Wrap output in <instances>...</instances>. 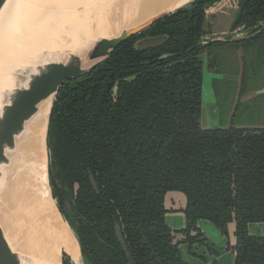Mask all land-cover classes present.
Returning <instances> with one entry per match:
<instances>
[{
  "label": "trees",
  "instance_id": "trees-1",
  "mask_svg": "<svg viewBox=\"0 0 264 264\" xmlns=\"http://www.w3.org/2000/svg\"><path fill=\"white\" fill-rule=\"evenodd\" d=\"M215 1L197 0L155 22L93 71L66 82L57 96L49 177L62 215L70 222L68 206L77 219L70 224L85 264H130L117 226L137 264H190L166 221L165 197L174 190L187 198L189 240H208L201 220L224 236L236 222L234 264H264V236L249 232V224L264 222V126L201 123L203 55L224 42L202 44L210 32L206 9ZM239 5L232 29L253 34L262 27L264 0ZM147 35L168 38L137 50L135 42ZM262 36L231 44L248 46ZM63 264H74L65 252Z\"/></svg>",
  "mask_w": 264,
  "mask_h": 264
},
{
  "label": "bare ground",
  "instance_id": "bare-ground-1",
  "mask_svg": "<svg viewBox=\"0 0 264 264\" xmlns=\"http://www.w3.org/2000/svg\"><path fill=\"white\" fill-rule=\"evenodd\" d=\"M190 1L146 0L139 6L140 10L133 8L125 12L121 28ZM100 2L102 0L12 1L0 18V105L6 89L16 79L17 70L41 60L42 50H73L79 42L77 33L86 41L110 36L104 8L96 14L87 9L84 13L78 11L79 7L90 8ZM65 25L73 31H66ZM49 111L50 106H47L21 146V159L5 197L4 228L15 249L23 253L30 264H62L64 251L75 263L83 264L77 239L51 194L46 141ZM78 256L79 260H75Z\"/></svg>",
  "mask_w": 264,
  "mask_h": 264
},
{
  "label": "water",
  "instance_id": "water-1",
  "mask_svg": "<svg viewBox=\"0 0 264 264\" xmlns=\"http://www.w3.org/2000/svg\"><path fill=\"white\" fill-rule=\"evenodd\" d=\"M12 1L13 0H0V18L7 12ZM144 1L146 0H102L103 4L102 2L95 3L93 6H90V8L79 7V12L84 13V10L87 9L91 14H96L101 9L103 11L104 8L103 15L105 16V20L108 21L109 30L111 32L110 36L86 41L83 39L82 34L77 33L76 35L77 38H79V42L73 50H42L41 60L23 65L18 69L13 85L6 89L0 105V264H30L27 257L16 250L9 240L5 232L4 220L7 209L5 197L11 181L15 177L16 169L21 159V146L29 136L33 124L45 114V108L50 106L46 137L50 165L48 147L50 121L55 101L65 83L73 79H78L93 71L103 64L122 43L146 31L154 25L155 22L165 19L173 13L189 8L197 0H192L181 7L175 6L172 9L156 12L136 24L121 28V21L123 20L125 12L128 9H138ZM93 19L95 21V16ZM63 27L70 33L73 31L69 26L65 25ZM263 30L264 20L262 22V29L258 32ZM167 38V35H147L139 38L135 42L134 47L137 50L155 48L167 41ZM246 38L247 37H237L234 38L233 42ZM221 40L227 41L223 36L213 38L212 41L219 42ZM215 92L216 89L214 94H216ZM217 111L216 106L209 109L208 112L211 113L212 116H210L208 128L221 127L218 120L214 119L215 116H213ZM90 178L92 185L97 189V184L92 174ZM49 184L53 196L50 177ZM57 209L62 215L58 205ZM62 217L75 234L70 222H68L63 215ZM198 223L202 231L206 233V237H209V227L213 228L211 224L214 223L209 220H201ZM116 234L118 240L127 252L130 264H137L119 226L116 227ZM75 236L78 239L76 234ZM69 256L72 262L77 264L73 261L71 255ZM82 262L85 264L83 257Z\"/></svg>",
  "mask_w": 264,
  "mask_h": 264
},
{
  "label": "rangeland",
  "instance_id": "rangeland-1",
  "mask_svg": "<svg viewBox=\"0 0 264 264\" xmlns=\"http://www.w3.org/2000/svg\"><path fill=\"white\" fill-rule=\"evenodd\" d=\"M235 0H226L220 4H211L213 9L207 8V23L208 27L211 28V32L207 34V38L213 40L216 37H225L227 41L221 43H215L210 46V48L203 55L205 62L204 69V79H203V113L201 118V123L204 128L209 126L210 116L209 109L216 106L217 112L213 114L214 119L218 120L221 127H228L233 122L238 126H256L264 125V95H259L254 98L255 90L264 85V66L262 63L264 61V39H261L260 52L255 51L256 47H250L242 51L238 49V45L231 44L234 38H237L245 33L243 30L233 31L231 29L233 20L236 17L235 5L233 4ZM237 1V0H236ZM229 6V7H228ZM231 6V7H230ZM227 10L228 13H224L221 10ZM213 11V12H211ZM226 32V33H224ZM252 48V49H251ZM241 52V53H240ZM241 54L245 56L246 59L250 60V65L248 66L247 75L245 79L242 77V58ZM210 62L214 63V68H209ZM253 62V67L251 64ZM212 73L209 74L207 73ZM254 73V74H253ZM229 75L223 77V75ZM215 78V79H214ZM214 87H213V82ZM244 90L241 92V87ZM214 88V89H213ZM216 89V94L214 91ZM250 92L251 98L245 100L246 94ZM177 193V192H176ZM182 195H186L179 191ZM187 201V198H186ZM186 205V204H185ZM65 211L68 218L74 226H77V219L74 213L69 210L68 206H65ZM236 222H231L228 227V235H223L217 226L214 224L209 227V240L210 244L213 245L214 249H210L207 245L197 243L196 240H189V235L185 231L187 225L184 228L179 229L174 228L173 235L177 232L179 234V248L182 256L190 264H234L235 255L232 249L234 243L237 242L235 237V229L231 232V224ZM69 225V224H68ZM264 227V225H262ZM257 230L259 226L257 225ZM72 230V229H71ZM175 231V232H174ZM73 232V231H72ZM197 230L192 229L190 236L196 235ZM74 234V232H73ZM230 234L235 238V241L229 239ZM75 236V234H74ZM193 238V237H192ZM75 258V257H74ZM79 260V256L75 258Z\"/></svg>",
  "mask_w": 264,
  "mask_h": 264
},
{
  "label": "crops",
  "instance_id": "crops-1",
  "mask_svg": "<svg viewBox=\"0 0 264 264\" xmlns=\"http://www.w3.org/2000/svg\"><path fill=\"white\" fill-rule=\"evenodd\" d=\"M224 33H226V32H224ZM258 47L261 49V46H258ZM257 48H255V51L260 52V49L257 50ZM262 48L264 49V47H262ZM238 49H241L242 51H244L247 48L246 47H243V46L242 47L241 46H238L237 50ZM241 58H242V71H241L242 74L241 75H242L243 80H244L245 79V75H247V73H249L247 71V69H248V66L250 65V60L246 59L247 57L245 58V56L243 54H241ZM206 63L207 62L204 61V69H205V64ZM263 66H264V61L262 63V67ZM251 67H253V62L251 64ZM209 68L210 67H208V70H209ZM207 74H209V78H210V74H212V73L210 72V73H207ZM225 76H228L229 77V75H227V74L226 75H223V77H225ZM214 83H215V81L213 82V87L215 86ZM240 88H241V92H242L244 90V88H242V86ZM253 93H254V98L255 97H258L259 95H262L263 96L264 95V85L262 87L257 88L255 90V92H253ZM246 95L247 96L245 97V100H249L251 98L250 92H248ZM260 126H264V125H260ZM185 204H186V198H185L184 195H182L181 193H179V191L174 190V191H171V192H168L167 193V195L165 197V205H166V208L168 209V211L166 212V221H167V224H169V226L171 227L172 230H174V228H178V230H179V229L184 228L185 225H187V223H186V216H185V212H184V208L186 207ZM257 225L259 226V229L258 230H257V227H256ZM262 225H264V222H258V223H251V224H249V232H250V234L256 235V236H259V235L264 236V227ZM230 229H231V232H233L234 229L236 231V225H235V223H232L231 224ZM177 232L173 235L174 236V240L176 242V239H177L178 241L181 242V240L178 239L180 236H179V234ZM204 234H205L204 235L205 238L208 239V240L206 241V240H202L201 239L202 241L200 240L197 243L207 245L210 249L215 250L214 247H213V245L210 244L209 238L206 237V233H204ZM230 236L231 237H229V239L231 240V242L232 241H235L234 235L232 236L230 234ZM235 244L236 243H234L233 245H235ZM181 255H182V253H181Z\"/></svg>",
  "mask_w": 264,
  "mask_h": 264
},
{
  "label": "flooded vegetation",
  "instance_id": "flooded-vegetation-1",
  "mask_svg": "<svg viewBox=\"0 0 264 264\" xmlns=\"http://www.w3.org/2000/svg\"><path fill=\"white\" fill-rule=\"evenodd\" d=\"M220 1L221 2H225L226 0H219V1H215L213 4H220ZM233 4L235 5V14H236V17H237V14H238V12H239V10H240V5H239V0H235V1H233ZM229 7V6H228ZM231 7V6H230ZM209 8H211V10L213 9V6H209ZM222 12H224V13H228V11L227 10H221ZM211 12H213V11H211ZM235 17V18H236ZM208 18V15H207V10H206V19ZM235 20V19H234ZM233 20V21H234ZM207 21V20H206ZM263 22V21H262ZM262 22H261V26H262ZM234 23V22H233ZM209 24V23H208ZM232 27H233V24H232ZM232 27H231V29H232ZM209 28V27H208ZM243 30V31H245V33H242V35L241 36H239V37H247L246 39H243V40H240V41H238V42H245V41H248V40H251L252 39V37L255 35V34H258V33H262L263 31H261V32H258L259 30H261L262 29V27L259 29V30H257L256 32H254L253 34H249V32L244 28V26H239V27H237V29H232L233 31H237V30ZM212 30H211V28H210V32H211ZM238 32V31H237ZM209 33V32H208ZM208 33H206L205 35H204V37H203V39H202V44H204V43H208V42H210V41H212V40H210V39H208L206 36H207V34ZM261 39H264V36H262V37H260L259 39H254V41L252 42V44H250V45H248V46H245V45H242V44H239L238 46H243V47H246V48H248V49H250V47H258V46H261L260 45V40ZM260 48L258 47L257 48V50H259ZM209 63V62H208ZM208 67H209V65H208Z\"/></svg>",
  "mask_w": 264,
  "mask_h": 264
},
{
  "label": "built area",
  "instance_id": "built-area-1",
  "mask_svg": "<svg viewBox=\"0 0 264 264\" xmlns=\"http://www.w3.org/2000/svg\"><path fill=\"white\" fill-rule=\"evenodd\" d=\"M235 252V251H234Z\"/></svg>",
  "mask_w": 264,
  "mask_h": 264
}]
</instances>
